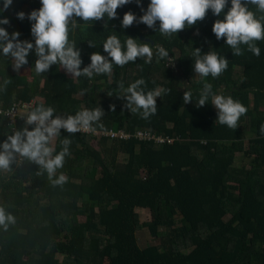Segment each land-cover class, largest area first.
I'll list each match as a JSON object with an SVG mask.
<instances>
[{
	"label": "trees",
	"instance_id": "obj_1",
	"mask_svg": "<svg viewBox=\"0 0 264 264\" xmlns=\"http://www.w3.org/2000/svg\"><path fill=\"white\" fill-rule=\"evenodd\" d=\"M142 4L146 7L147 0ZM38 7L39 0H13L3 13L10 20L7 30L31 40L29 21L16 19L15 13ZM128 10L141 14L134 3L127 4L117 9L118 18L89 22L70 33L80 49L81 67L89 63L91 52L102 51L100 42L113 31L121 40L143 36L164 46L173 64L166 67V61L155 57L144 64L137 58L114 65L111 75L73 80L59 65L37 76L31 51L22 66L31 70L29 77L13 71L10 58L0 61V78L10 80L0 93V140L23 124L16 121L10 127L6 111L12 103L35 100L61 112L99 106L98 131L132 135L145 130L164 142L101 137L94 149L91 136L61 130L56 150L59 139L72 140L70 157L53 175L67 176L61 185L17 155L8 169L0 170V207L15 218L7 229L0 228V264H264V135L259 132L264 122V41L257 42L260 56H232L223 38L217 41L211 33L216 17L210 12L166 38L142 23L122 30L119 17ZM192 47L228 59L220 76L206 79L214 93L246 106L235 129L217 123L209 103L184 104L183 92L191 90L195 100L201 87L192 70ZM140 77L148 89H169L157 98L156 114L147 120L124 108L116 95L117 81L127 84ZM81 88L88 91L80 95ZM137 209L152 211L153 220L140 223ZM143 232L149 236L146 246L138 239Z\"/></svg>",
	"mask_w": 264,
	"mask_h": 264
},
{
	"label": "clouds",
	"instance_id": "obj_2",
	"mask_svg": "<svg viewBox=\"0 0 264 264\" xmlns=\"http://www.w3.org/2000/svg\"><path fill=\"white\" fill-rule=\"evenodd\" d=\"M13 0H0V61L11 59V68L18 71L28 63L30 51L36 57L33 72L39 76L49 71L53 65L73 78L83 77L91 80L94 76L111 75L113 66H124L129 62L143 59L144 64L155 60L166 61V67L173 64L169 50L156 43L143 42L138 37L124 35L121 40L116 31L107 35L100 42L102 51H93L89 63L83 67L80 49L70 33L75 35L78 28L89 22L113 20L118 18L117 9L134 3L139 8L137 15L131 10L119 17L121 29H126L134 22L158 32L166 38L177 36L178 30L193 26L202 20L207 12L216 17L211 25V33L217 41L223 38L232 56H241L250 52L260 56L258 41H264V0H147L146 7L142 0H39V7L25 13L17 11L18 20L25 18L30 23L31 40L20 39V32H9L5 26L10 25L3 13L9 9ZM79 21V22H78ZM82 22V23H81ZM90 47L96 44L89 40ZM212 48L211 46L209 49ZM202 52L199 47H192V70L200 77L201 87L198 96L193 100L192 91L183 92V102L195 101V106L211 104L216 110V122L235 129L240 117L247 108L230 95L217 94L212 91V84L206 79L220 76L228 67V59L214 50ZM10 80L0 78V93H3ZM87 88L79 90L84 95ZM169 89L156 86L148 89L143 77L127 84L117 81V99H122L123 107L131 113L138 114L147 120L156 114L157 98L167 94ZM111 95V92L109 93ZM114 108V105H110ZM103 110L99 106L81 107L75 111L61 112L43 102H37L31 108L23 109L20 118L22 126L0 140V170H6L17 155L35 163L44 169L54 185L67 181L61 169L65 158L70 157L69 136L59 139V150H56L54 139L61 137V130L68 134L80 132L95 133L100 123ZM264 135V122L259 126ZM14 217L4 207H0V228L7 229L14 223Z\"/></svg>",
	"mask_w": 264,
	"mask_h": 264
},
{
	"label": "rangeland",
	"instance_id": "obj_3",
	"mask_svg": "<svg viewBox=\"0 0 264 264\" xmlns=\"http://www.w3.org/2000/svg\"><path fill=\"white\" fill-rule=\"evenodd\" d=\"M141 37H143V36H141ZM142 41H145V40H142ZM146 42V41H145ZM149 43V42H148ZM30 69H20V70H18V71H16V72H18L20 75H25V76H27V77H29L30 76ZM66 74V73H65ZM67 75V77H69V78H71L70 77V75L69 74H66ZM72 79L73 80H75L76 78H73L72 77ZM33 103V102H32ZM34 103H35V100H34ZM214 110H215V108H214ZM215 112H216V110H215ZM63 131V130H62ZM119 132H123L124 134H126L127 135V137L126 138H121V137H119L118 135H116L115 137H112V136H110L111 135V133H114V134H117V133H119ZM146 133V134H150V132L149 131H145V130H137V131H135L132 135L131 134H129V133H126V132H124V131H117V132H112V131H96L95 133H91V132H89V133H85V132H80V133H75V134H82V135H88V136H91L93 139L91 140V142H90V145L94 148V149H98V146H97V141H98V139H100L101 137H108V138H111V139H114V138H118V139H122V140H127L128 138H131V137H133L134 139H137L136 138V134L137 133ZM151 135V134H150ZM53 143H55V139H54V141H53ZM124 160V158H123V156H121V157H119V162H121V161H123ZM136 214H137V217H138V221L140 222V223H143V222H149V221H152L153 220V212L152 211H150V210H148V209H145V210H141V209H137L136 210ZM138 239H140V240H142L143 241V245L144 246H146V245H148L150 242H149V236H148V234L146 233V232H143L141 235H139L138 236ZM60 260V262H62V263H65V258H60L59 259ZM105 264H107L106 262H105Z\"/></svg>",
	"mask_w": 264,
	"mask_h": 264
},
{
	"label": "built area",
	"instance_id": "obj_4",
	"mask_svg": "<svg viewBox=\"0 0 264 264\" xmlns=\"http://www.w3.org/2000/svg\"><path fill=\"white\" fill-rule=\"evenodd\" d=\"M33 102V103H32ZM32 106H34V101L31 102H23L21 100H18L14 103H12V105L8 108V110L6 111V116L9 122L10 127L12 128V126L14 125V123L16 121L22 122L23 120L22 118H20V113L23 109H27V108H31ZM116 135H118L121 138H126L127 135L124 134L123 132H119L117 134L111 133L110 136L115 137ZM136 138L139 141H143V140H148V141H153L155 144L158 143H163L164 139L161 137H157V136H152L150 134H146V133H137L136 134ZM167 142H170L169 139L166 140ZM19 158V156H18ZM20 159V158H19Z\"/></svg>",
	"mask_w": 264,
	"mask_h": 264
},
{
	"label": "water",
	"instance_id": "obj_5",
	"mask_svg": "<svg viewBox=\"0 0 264 264\" xmlns=\"http://www.w3.org/2000/svg\"><path fill=\"white\" fill-rule=\"evenodd\" d=\"M131 26H134V24H132ZM141 40H145L146 42H149L150 44H152L153 42L149 39H146L144 37H140Z\"/></svg>",
	"mask_w": 264,
	"mask_h": 264
},
{
	"label": "crops",
	"instance_id": "obj_6",
	"mask_svg": "<svg viewBox=\"0 0 264 264\" xmlns=\"http://www.w3.org/2000/svg\"><path fill=\"white\" fill-rule=\"evenodd\" d=\"M22 69H27V68H22ZM70 75V74H69ZM71 77V76H70ZM72 78V77H71Z\"/></svg>",
	"mask_w": 264,
	"mask_h": 264
}]
</instances>
